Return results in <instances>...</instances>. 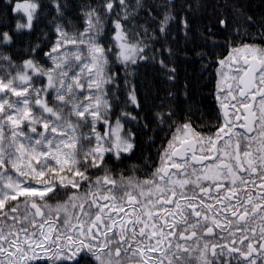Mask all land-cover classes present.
Instances as JSON below:
<instances>
[{
  "label": "snow or ice",
  "instance_id": "6c2138e0",
  "mask_svg": "<svg viewBox=\"0 0 264 264\" xmlns=\"http://www.w3.org/2000/svg\"><path fill=\"white\" fill-rule=\"evenodd\" d=\"M207 7L212 10L202 11ZM259 7L261 11L252 12L240 0L215 5L202 0H99L95 6H80L84 30L69 32L77 25L64 22L71 10L66 2L5 0L0 5V69L6 73L0 76V264H221V257L223 264H264V0ZM41 14L52 17L55 40L48 41L44 59L38 57L45 46L28 42L22 52L27 58L16 63L4 49L14 43V33L31 34ZM106 38L107 45L102 43ZM178 53H192L202 72L216 67L222 116L215 119L223 123L205 124L206 133L197 132L192 123L200 112V77L183 85V98L175 90ZM149 63L158 65L159 76L137 83L138 69ZM229 98L236 102L232 108L238 104L248 114L242 125L246 133L254 131L247 120L255 115L258 98L257 134L241 133L235 153L224 152L227 163L213 162L203 175L193 170V180L186 176L187 154L201 163L221 152L217 141L224 135L229 141L236 135L239 109L233 120ZM121 103L113 122L114 108ZM162 132L167 144L156 149L160 164L150 177L121 175L117 180L111 174L107 160L130 159L138 139L150 149ZM241 138L259 144L255 156L245 150L241 157ZM150 159L145 158L146 167ZM101 171L102 176L90 174ZM241 172L258 175L261 182L259 191L249 189L246 199L237 194V180L245 188L248 184ZM221 176L231 178L228 195L221 194L226 187ZM201 180L214 183L217 206L202 199L198 208L195 194L188 198L181 192L191 208L186 215L172 197L190 184L211 196ZM173 203L174 214L154 215V208ZM216 236L220 239L212 242ZM157 252L159 260L150 257Z\"/></svg>",
  "mask_w": 264,
  "mask_h": 264
},
{
  "label": "trees",
  "instance_id": "16d2710c",
  "mask_svg": "<svg viewBox=\"0 0 264 264\" xmlns=\"http://www.w3.org/2000/svg\"><path fill=\"white\" fill-rule=\"evenodd\" d=\"M5 0H0V5H2ZM16 2V0H13ZM19 2L23 3L24 0H19ZM44 2V0H42ZM61 2H66L68 7L71 9L64 17V22L67 23L71 21L73 24L77 25L75 29L68 28L69 32L77 31L82 32L84 30V22L81 17V5L91 4L93 6L99 2V0H61ZM157 2H162V0H157ZM217 2L224 3V0H202V3L206 5H215ZM241 3H244L252 12H259L261 8L262 0H240ZM130 4H134L135 0H129ZM180 3V0H177V4ZM211 7H207L202 9V11H211ZM22 15V14H21ZM52 17H48L47 19L44 18L43 14L39 19V22L35 24V29L31 34L27 32L22 34H13L14 43L10 45L8 48L4 49L5 51H11L14 57V61L16 63L22 62L24 57L22 55L23 50L26 48L28 42L32 44L41 43L44 45L43 51L40 52L38 59H44V51H47L48 41L55 40V32L54 30L50 29L49 27V20ZM111 27V25H109ZM47 36V40L45 37ZM108 38L111 37V33L107 34ZM135 40V37H133ZM107 38L102 41L105 45H107ZM159 48V45H156ZM17 52H20L21 55H17ZM151 54V53H150ZM179 59L175 61L174 66L177 68L178 72V79L175 85V90L179 94L181 98H183V85L187 81H196L198 77L199 87L197 89L196 95V105L200 108V112H197L196 116L193 117L192 123L194 129L196 131H207V128L203 127L205 124H214L216 119L215 116L217 115V101H216V67L210 68L207 72H202L201 69V62L199 60L194 59L193 54L189 53L187 57L183 53H178ZM47 66V65H46ZM138 72L141 74L138 79L137 83H139L142 79H152L153 77H158L160 74V69L157 67H153L151 63L148 65L141 66L138 69ZM145 74H147L145 76ZM12 75H15V70H12ZM211 76V79H209ZM121 77H123V72L121 71ZM131 79V77H129ZM120 98L123 101L126 98V92L123 88V78L120 81ZM49 101H51V96L48 97ZM123 104L121 103L119 106L114 108L112 121L115 122L116 116L122 110ZM184 108H187V105H183ZM215 110V112H213ZM201 112L205 113L203 120H201L200 114ZM208 113H212V115H208ZM184 113H180V116L183 117ZM127 127V126H126ZM101 131L103 127L100 125L99 128ZM27 131V129H25ZM175 131V129H173ZM165 133H160L157 137H155L156 143L151 146L149 149L145 145H141L140 140H137V148L135 149V154L131 156L130 159H125L122 163L116 162L120 165L121 169L130 175H142L144 173L150 172L160 163L159 155L156 152V149L160 146L161 143L167 144V140L163 139ZM172 133H168V138H171ZM128 155V154H125ZM151 157L148 161L149 166H145V158ZM136 165L137 169L135 171L132 170L131 166Z\"/></svg>",
  "mask_w": 264,
  "mask_h": 264
},
{
  "label": "flooded vegetation",
  "instance_id": "af4514ba",
  "mask_svg": "<svg viewBox=\"0 0 264 264\" xmlns=\"http://www.w3.org/2000/svg\"><path fill=\"white\" fill-rule=\"evenodd\" d=\"M224 54L227 55V53H224ZM217 79L218 78L216 77V85H217ZM229 83H231V81H228L227 83L223 84V87H224L225 91L227 90ZM221 98L223 99V97H221ZM216 101H217V99H216ZM226 103L229 106V115H230V117H232L233 120H235V116H233L232 113L233 112H237V108L239 109L237 114L240 116V120L237 122L236 126L233 128V132L236 133V135L233 136L231 141L228 140V135H224V137H223V139L221 141H217V143H218V145H219V147L221 149V152H219V153L213 152L209 159L204 160L201 163H196L195 161H193L191 159V155H192L191 152H189L187 154L188 155L189 166H188V170H187L186 176L191 177V179H193V180L195 179V176H192L193 170H195V172L197 174L203 175L207 171L208 166L210 164H212L213 162H215V164H217V165H219L221 163H227L228 162V157L226 155H224V152L227 151V152H232L234 154L235 150H236L237 138L240 137L241 133H246V129L242 125L245 124V122H246L245 118L248 116V114L244 112L243 108H239L238 104H237V108H232L231 104L232 103H236V102L231 101V98H229V100L226 101ZM253 103L255 104V107L252 108V111L255 113V115H253L251 118H249L247 120V123L249 124V126H254V131L247 132L246 133L247 135H256L257 131H258V123H257L258 117H259V102H258V98H257V101H255ZM217 109H218L217 114L222 116V113L220 112V106H219L218 102H217ZM217 123H221L222 124L223 120L221 119L219 122L216 120L213 125H215ZM213 131H215V129H213ZM197 132H199V131H197ZM204 132L206 133L207 131H204ZM189 139L191 140L192 138L189 137ZM193 143H194V141H193ZM240 144H241V157L242 158H243V151L250 150L255 156V154L257 152V149L259 148V144L258 143L250 144L248 141H244L242 138L240 140ZM229 145H231V146L229 147ZM196 154H197V156L201 155L199 146H196ZM217 156H220V159H217ZM176 161L177 162H182L180 160V158H176ZM159 164L157 166H159ZM106 166L111 169V174L117 180H119L121 175H123L125 178L135 177L138 180H143L145 178L150 177L151 172H153L155 170V169H153L152 171L144 173L142 175L134 176V175H130V174H127L126 172H124L121 169L120 165H118L114 159L107 160L106 161ZM172 171H175V170H172ZM181 171H183V169ZM90 174L93 175V176H95V175H101L102 176L103 175V171H101L99 173H90ZM239 175L243 176L244 179L246 181H248L247 188H245V186L239 184V180H237V194L241 196V199H246L247 198V193H248L249 189L252 192H258L259 191V189L261 187V182H260V178H259L258 175H253V174H250V173H242V172L239 173ZM249 177H251V179H249ZM219 179H220V182L222 184L226 185L225 189L222 191L221 194L222 195H228L229 193L227 192V188L232 187L231 178L230 177L225 178L224 176H221ZM200 183L203 184L204 187H210L211 188V196H208V195L200 193L199 188L196 187L195 184H190V185L185 186L184 189L177 188V196L176 197H172V199H174L176 201V203L181 204L182 207H181L180 211H183L186 215L191 213V208H189L187 206V204L185 203L184 196H187L188 198H193V195L195 194L194 202H195V204H196V206L198 208L201 207L202 199H203V203L204 204H211L213 206H217V201L215 199V194H216L217 188L215 187L214 183L211 180H209V181L201 180ZM86 187H87V185H85V188L81 190V194L83 193L84 190H86ZM181 192L184 193V196L181 195ZM120 194H122V193H120ZM59 198L60 199L64 198L62 193L60 194ZM18 200L20 202V211H21V214L23 215L24 214L23 198L20 197V198H18ZM9 203L14 205L16 202L10 201ZM48 203H55V199H53L51 201H48ZM225 203H227V201H225ZM233 203H235V200H233ZM29 207H30V205H29ZM42 211L45 213V215H47V210L46 209L42 208ZM176 211H177V208H176V204L175 203L167 204L162 209H155V208L153 209L154 215H157V216H163V215L167 214L168 212H172L174 214ZM31 212L34 213L35 209H31ZM125 212H128V208L127 207H125ZM121 215H123V213ZM29 219H31V216H29ZM36 219H37V221L40 220L39 217H37ZM178 219H179V217H178ZM192 219H195V218L193 217ZM169 222L171 223V217H169ZM159 223H163V221L161 220V221H159ZM256 226L257 227L259 226L258 225V220L256 222ZM216 231L219 232V229H216ZM221 235H226V233H221ZM219 239H220V237L216 236L215 239L212 242H215L216 240H219ZM161 255H162L161 253L157 252L155 254H150V257L159 260ZM0 259H3V256H0ZM220 259H221V264H223V260L225 258L221 257Z\"/></svg>",
  "mask_w": 264,
  "mask_h": 264
},
{
  "label": "rangeland",
  "instance_id": "374dc122",
  "mask_svg": "<svg viewBox=\"0 0 264 264\" xmlns=\"http://www.w3.org/2000/svg\"><path fill=\"white\" fill-rule=\"evenodd\" d=\"M69 47H71V46H69ZM87 54H88L87 47L86 46H82L81 56L82 57H86ZM77 71H78V69H77ZM0 76H6V73L2 69H0ZM13 99H14V97H13ZM73 119H75V118H73ZM99 128H100V125L97 126V130L100 131L101 133H103L104 127H103V130L102 131ZM41 130H43V129H41ZM80 131H82V132H89L90 131V128H83V129H80ZM33 163H35V162H33ZM51 163L52 164H55V161H51ZM10 172L13 175V177L15 178L16 173L14 171H12L11 169H10Z\"/></svg>",
  "mask_w": 264,
  "mask_h": 264
}]
</instances>
